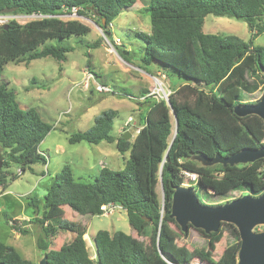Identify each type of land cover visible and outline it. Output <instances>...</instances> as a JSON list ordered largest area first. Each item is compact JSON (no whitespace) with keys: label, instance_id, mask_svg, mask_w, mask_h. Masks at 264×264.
<instances>
[{"label":"trees","instance_id":"obj_1","mask_svg":"<svg viewBox=\"0 0 264 264\" xmlns=\"http://www.w3.org/2000/svg\"><path fill=\"white\" fill-rule=\"evenodd\" d=\"M137 1L141 0H0V15L42 16L24 24L10 20L0 26V159L3 167L15 165L22 175L26 170L32 171L35 164L46 165L39 145L53 130L34 109L20 108L14 92L1 81L3 67L9 62L27 65L46 57L64 61L72 47L46 45V42L80 37L90 31L77 20L58 18L68 14L71 8L77 9L78 17H94L100 23L101 32L111 36L113 20ZM148 1L144 11L149 15L150 33L136 34L144 43L139 62L183 81L167 99L176 112V132L166 101L150 96L140 103L147 109L138 122L141 129L132 140L110 135L117 116L115 110L101 112L94 118L92 127L68 138L70 144L114 143L120 155L126 152L129 155L122 170L103 167L89 181L77 180L64 165L44 187L41 199H28L27 205L35 215L32 222L40 230L35 246L46 258V264H190V258L183 252L174 255L170 230L171 226L177 228L170 218L171 202L174 189L185 184L182 172L197 176L188 187L202 205H207L205 197L226 199L237 190L254 197L264 192V159L233 166H202L198 160L224 159L243 149L264 146L262 120L255 115L237 117L233 112L235 106L246 104L244 98H251L260 91L264 94V75L260 70L264 67V46L254 45L255 39L264 33L261 22L264 0ZM207 15L244 22L250 39L245 42L235 36L204 34L202 27ZM101 43L100 39L90 48ZM117 53L128 62L125 55L129 52L118 48ZM116 95L127 96L125 93ZM4 174L1 169L3 190L7 188ZM16 178L11 174V180ZM160 180L162 202L156 192ZM227 202L230 201L224 203ZM109 204L125 211L127 222L137 236L150 226V251L123 232L110 234L99 230L93 237L95 257L89 256L84 238L86 227L65 220L63 208L81 216H100V208ZM218 205L222 204L215 206ZM3 217L5 225L10 224L12 219L5 214ZM221 227L231 228L239 236L232 225L221 223ZM10 228L27 235L25 229ZM189 228L184 236L189 234ZM197 231L206 239L219 233L218 230L205 235ZM58 232L71 233L73 239L58 250H49ZM239 245L237 242L232 254L217 260L209 254L201 253V256L207 264H236ZM0 264L35 263L0 241Z\"/></svg>","mask_w":264,"mask_h":264},{"label":"rangeland","instance_id":"obj_2","mask_svg":"<svg viewBox=\"0 0 264 264\" xmlns=\"http://www.w3.org/2000/svg\"><path fill=\"white\" fill-rule=\"evenodd\" d=\"M148 3V0L137 1L130 9L121 11L111 23V36H105L101 32L100 23L92 16L62 17L61 20H77L90 29L84 36H72L69 39L46 42V45L72 47V51L65 54L64 61L46 57L33 60L27 65L9 62L1 71V81L14 92L20 108L34 109L43 121L53 126V130L39 145V152L44 156L46 165L35 164L31 167L32 171L26 170L20 176L17 175V166H2V172L6 177L7 193L4 197L0 196V241L12 246L26 260L38 264L43 258L42 253L35 246L40 230L32 222L35 215L32 208L27 205L28 199H41L44 195V187L59 174L64 165L68 166L73 176L80 181H89L97 175L102 164L114 171L123 169L122 155L117 152L114 143L70 144L68 138L73 133L88 130L92 127L94 118L106 110L117 112L110 132L112 137L118 138L126 131L133 133L134 129H128L125 121L131 117L133 122L139 125L140 115L143 117L146 113L144 105L137 100L140 96L155 90L154 98L160 99L163 96L161 91L157 93L160 88L172 94L184 84L183 81L174 80L163 74L152 65L143 66L139 62L144 43L136 34L150 33L149 15L144 11ZM12 16L13 20L19 24L36 19ZM261 22L264 23V14ZM202 31L220 37L235 36L245 42L251 36L244 22L213 15H207L204 18ZM113 37L120 40L119 45L113 44ZM100 39L102 43L98 47L90 48L91 44ZM254 45L264 46V33L255 39ZM118 48L129 52V55H125L128 62L119 56ZM41 49L42 47L38 48V51ZM88 62L90 67H87ZM85 71H92L100 83L108 84L116 93H125L129 97L116 94L102 95L93 89L83 90L81 81L82 73ZM261 96L262 91L257 92L251 98H244V102L259 100ZM170 118L173 125L172 116ZM199 163L202 166L208 165L204 162ZM11 174L17 178L11 180ZM5 190L0 186V194ZM156 192L159 201L162 202L159 184ZM246 194L244 190H237L232 192L228 199L205 197L204 202L215 206L224 204L225 200L232 201ZM63 209L65 220L77 222L86 227L87 237L84 238L91 258L95 257L93 237L99 230H105L110 234L116 231L123 232L140 241L147 251L151 249L150 226L141 236H137L127 222L125 211L118 206L111 214L100 216H81L67 207ZM4 214L12 219L8 225L4 223ZM232 226L235 228L234 225ZM10 227L25 229L27 235H21ZM170 230L174 255L183 252L190 258V264H207L202 259L201 253L209 254L215 260L230 255L237 242H240L239 236L237 237L228 227L219 228V233L210 239L203 237L194 228H189L187 236L183 235L178 225L177 228L171 226ZM253 231L255 233L264 231V225L255 226ZM72 239L71 233L58 232L51 240L49 250H58L61 246L70 243Z\"/></svg>","mask_w":264,"mask_h":264},{"label":"water","instance_id":"obj_3","mask_svg":"<svg viewBox=\"0 0 264 264\" xmlns=\"http://www.w3.org/2000/svg\"><path fill=\"white\" fill-rule=\"evenodd\" d=\"M260 70L264 75V67H261ZM165 101L170 107L176 132V112L171 108L168 100ZM233 112L237 117L255 115L263 121L264 126V94L255 103L235 106ZM122 138L125 141L129 140L130 133L127 132V135L122 136ZM259 159H264V146L255 149H243L224 159L215 157L212 161H206L203 158L198 160L208 165L233 166L251 164ZM2 166L3 161L0 159V170ZM170 218L174 219L183 233L188 230V227H191L208 235L217 232L221 223L234 225L240 238L236 264H264V231L258 233L253 231L255 226L264 225V192L257 197L246 194L222 205L209 206L202 205L198 201L191 187L181 185L174 189ZM38 264H46V258L43 257Z\"/></svg>","mask_w":264,"mask_h":264},{"label":"built area","instance_id":"obj_4","mask_svg":"<svg viewBox=\"0 0 264 264\" xmlns=\"http://www.w3.org/2000/svg\"><path fill=\"white\" fill-rule=\"evenodd\" d=\"M77 16V9L75 8H71L69 10V13L63 16H59L58 18H62V17H76ZM23 17H34L36 19H40L42 16L40 15H30V16H23ZM14 17L12 15H0V26L5 25L6 23H8V21L13 20ZM113 44L114 45H119L120 44V40L118 38H113ZM112 49V47H111ZM83 75V79L81 81V85L83 90L89 91L91 89H93L96 93L98 94H102V95H109V94H116V92L113 90V88L108 85V84H104V83H100L97 79V76L92 72V71H85L82 73ZM158 91H161L162 93V97H160V99L162 100H167L168 96L171 94L170 91H164L161 88ZM155 97V90L149 92L148 94L142 95L140 96L137 100L140 103H144L145 99L147 97ZM125 126L129 129L132 128L134 129L133 135H136L137 133H139L141 126L137 125L136 123L133 122V119L131 117H129L126 121H125ZM130 132V131H127ZM184 178H185V185H188V183L190 182H194L197 179V176L195 174H190L187 172H182ZM17 175L20 176L21 172L20 170H17ZM115 205L113 204H109V205H105L102 206L100 208L101 212L103 215H107V214H111L113 212V210L115 209Z\"/></svg>","mask_w":264,"mask_h":264},{"label":"crops","instance_id":"obj_5","mask_svg":"<svg viewBox=\"0 0 264 264\" xmlns=\"http://www.w3.org/2000/svg\"><path fill=\"white\" fill-rule=\"evenodd\" d=\"M203 28V27H202ZM204 34H206V33H204ZM112 35V34H111ZM212 35H215V34H212ZM113 38H116V37H113ZM126 51V50H125ZM128 52V51H127ZM144 108H146L147 109V107L146 106H144ZM142 116L140 115V118H141ZM130 133V132H129ZM124 135H127V131L126 132H124L121 136H124ZM133 137H134V135H132L131 136V134H130V138L129 139H133ZM128 152H126V153H124L123 155H122V159H123V167H124V161H125V159H127L128 158ZM126 156V157H125ZM102 168L103 167H106L107 168V166H105L104 164H102V166H101ZM77 179V178H76ZM6 193H7V191L5 190V191H3L1 194H0V196H2V197H4V196H6ZM84 237H87V234L84 236Z\"/></svg>","mask_w":264,"mask_h":264}]
</instances>
